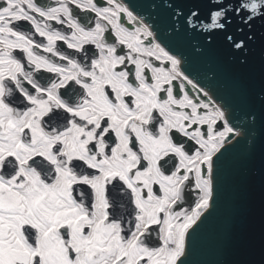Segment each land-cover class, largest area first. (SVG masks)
Wrapping results in <instances>:
<instances>
[{"label":"snow or ice","instance_id":"1","mask_svg":"<svg viewBox=\"0 0 264 264\" xmlns=\"http://www.w3.org/2000/svg\"><path fill=\"white\" fill-rule=\"evenodd\" d=\"M138 4L0 0V264H185L222 158L255 141L178 46L246 64L264 0Z\"/></svg>","mask_w":264,"mask_h":264},{"label":"water","instance_id":"2","mask_svg":"<svg viewBox=\"0 0 264 264\" xmlns=\"http://www.w3.org/2000/svg\"><path fill=\"white\" fill-rule=\"evenodd\" d=\"M145 2L139 0L138 6ZM206 11L207 0H201L202 15ZM253 31L257 39L243 65L240 54L229 53L220 37L211 58L195 55L186 41L178 46L193 73L222 103L258 117L255 141H242L220 162L212 207L186 239L185 264H264V131L258 101L264 93V40L259 35L264 29L256 24Z\"/></svg>","mask_w":264,"mask_h":264}]
</instances>
